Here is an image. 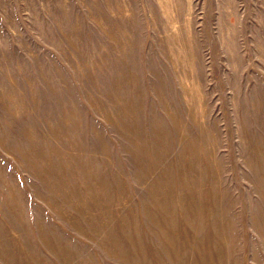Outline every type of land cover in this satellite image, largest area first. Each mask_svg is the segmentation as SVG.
Returning <instances> with one entry per match:
<instances>
[{
  "label": "rangeland",
  "instance_id": "374dc122",
  "mask_svg": "<svg viewBox=\"0 0 264 264\" xmlns=\"http://www.w3.org/2000/svg\"><path fill=\"white\" fill-rule=\"evenodd\" d=\"M263 163L264 0H0V264H264Z\"/></svg>",
  "mask_w": 264,
  "mask_h": 264
},
{
  "label": "bare ground",
  "instance_id": "6f19581e",
  "mask_svg": "<svg viewBox=\"0 0 264 264\" xmlns=\"http://www.w3.org/2000/svg\"><path fill=\"white\" fill-rule=\"evenodd\" d=\"M107 109V108H106ZM97 110V109H96ZM100 113V112H99ZM114 122V121H113ZM111 124V123H110ZM116 125V124H115ZM132 128V127H131ZM102 140V139H101ZM113 140V139H112ZM17 150V149H16ZM250 161V160H249ZM253 162V161H252ZM264 164V163H263ZM217 166V165H216ZM259 173V172H258ZM258 176V175H257ZM215 183V182H214ZM183 185V184H182ZM125 186V185H124ZM260 192V191H259ZM262 194V193H261ZM262 210V209H261ZM225 214V213H224ZM256 216V215H255ZM223 226V225H222ZM240 245V244H239ZM238 261V260H237ZM260 263V262H259Z\"/></svg>",
  "mask_w": 264,
  "mask_h": 264
}]
</instances>
